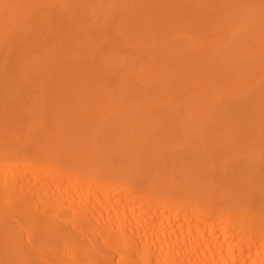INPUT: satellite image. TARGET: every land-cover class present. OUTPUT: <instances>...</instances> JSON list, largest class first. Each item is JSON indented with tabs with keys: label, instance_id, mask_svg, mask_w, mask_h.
Returning a JSON list of instances; mask_svg holds the SVG:
<instances>
[{
	"label": "bare ground",
	"instance_id": "1",
	"mask_svg": "<svg viewBox=\"0 0 264 264\" xmlns=\"http://www.w3.org/2000/svg\"><path fill=\"white\" fill-rule=\"evenodd\" d=\"M0 264H264V0H0Z\"/></svg>",
	"mask_w": 264,
	"mask_h": 264
}]
</instances>
